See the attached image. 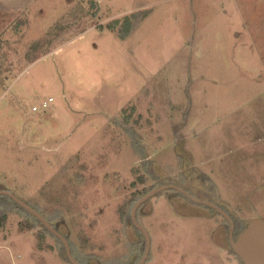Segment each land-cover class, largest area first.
<instances>
[{
    "label": "rangeland",
    "instance_id": "obj_1",
    "mask_svg": "<svg viewBox=\"0 0 264 264\" xmlns=\"http://www.w3.org/2000/svg\"><path fill=\"white\" fill-rule=\"evenodd\" d=\"M169 184L264 220V0H0V191L87 264H134V200ZM26 213L0 196V264H71ZM137 216L145 264H243L175 190Z\"/></svg>",
    "mask_w": 264,
    "mask_h": 264
},
{
    "label": "water",
    "instance_id": "obj_2",
    "mask_svg": "<svg viewBox=\"0 0 264 264\" xmlns=\"http://www.w3.org/2000/svg\"><path fill=\"white\" fill-rule=\"evenodd\" d=\"M166 190H175L179 194L186 197L191 202L207 207L218 213L220 216H222L230 226L229 242L233 253L241 260L243 264H264V220L263 219H255L249 222L246 225L244 231L238 237L235 238L234 237L235 223L232 217L226 211H224L221 207L214 204L213 202L199 199L191 195L188 191L173 184L164 185L151 190L140 200H138L132 209L131 212L132 224L136 227V229L140 233H142L146 244L145 254L141 259V261L139 262V264H145L147 262L150 255L151 240L148 232L138 223V219H137L138 211L143 204H145L147 201H149L151 198L155 197L159 193ZM0 196H5L9 198L16 205H18L20 208H22L24 211L30 214L32 217L37 219L52 236H54L57 240H59L62 243L68 261L71 264H80L74 258L71 251L70 243L67 240V238L63 236L61 233H59L43 215H41L35 209H33L32 207H30L29 205H27L26 203H24L23 201H21L20 199H18L16 196H14L9 192L0 191Z\"/></svg>",
    "mask_w": 264,
    "mask_h": 264
},
{
    "label": "trees",
    "instance_id": "obj_3",
    "mask_svg": "<svg viewBox=\"0 0 264 264\" xmlns=\"http://www.w3.org/2000/svg\"><path fill=\"white\" fill-rule=\"evenodd\" d=\"M133 19H137V15H132L131 17H127V18H125L124 19V22L122 23V26H121V28H120V35H119V37H120V39H122V40H124V39H126L128 36H129V34H131V32H132V30H133ZM119 25V21H115L112 25H110V28L111 29H115L117 26ZM150 191H144V192H142V194L141 195H138L137 197H136V199L134 200V202H137L138 200H140L143 196H145L147 193H149ZM178 193V192H177ZM179 194V193H178ZM20 210H22V211H24L22 208H20L18 205H16ZM33 209H35V208H33ZM223 209V208H222ZM36 210V209H35ZM211 210V209H210ZM224 211H226L225 209H223ZM37 211V210H36ZM211 211H213V210H211ZM25 213H26V211H24ZM37 212H39V211H37ZM132 212V211H131ZM213 212H215V211H213ZM227 212V211H226ZM228 213V212H227ZM27 214V213H26ZM218 214V213H217ZM229 214V213H228ZM29 215V214H28ZM231 217H232V219H233V221H234V223H235V233H234V237L236 238V237H238L243 231H244V229H245V227H246V225H242V226H240L239 225V223L236 221V219L234 218V216H232L231 214H229ZM30 216V215H29ZM36 222H38L39 224H40V222L37 220V219H35L34 217H32ZM137 219H138V216H137ZM224 219V218H223ZM47 220L50 222V224L55 228V229H57L55 226H54V224L51 222V220L50 219H48L47 218ZM224 221L228 224V222L224 219ZM229 225V224H228ZM230 227V226H229ZM45 232H48L47 230H45ZM49 233V232H48ZM50 234V233H49ZM141 234V233H140ZM56 239V238H55ZM57 240V239H56ZM58 241V243L59 244H61L62 245V243L59 241V240H57ZM70 243V242H69ZM63 246V245H62ZM70 247H71V251H72V254H73V256H74V258L80 263V264H87V262H85V261H83V260H81L78 256H77V254L75 253V251H74V248H73V246H72V244L70 243ZM232 254L235 256V254L232 252ZM236 257V256H235ZM241 261V260H240ZM134 264H139V262H135Z\"/></svg>",
    "mask_w": 264,
    "mask_h": 264
},
{
    "label": "built area",
    "instance_id": "obj_4",
    "mask_svg": "<svg viewBox=\"0 0 264 264\" xmlns=\"http://www.w3.org/2000/svg\"><path fill=\"white\" fill-rule=\"evenodd\" d=\"M51 102H53V99H49V101L44 102L42 105V109L49 108ZM37 110H38V108H36V107L33 108V111H37Z\"/></svg>",
    "mask_w": 264,
    "mask_h": 264
}]
</instances>
